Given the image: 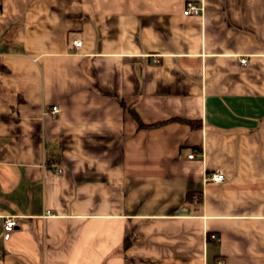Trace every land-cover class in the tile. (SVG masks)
Wrapping results in <instances>:
<instances>
[{"label": "crops", "instance_id": "obj_1", "mask_svg": "<svg viewBox=\"0 0 264 264\" xmlns=\"http://www.w3.org/2000/svg\"><path fill=\"white\" fill-rule=\"evenodd\" d=\"M218 260L264 264V0H0V264Z\"/></svg>", "mask_w": 264, "mask_h": 264}, {"label": "built area", "instance_id": "obj_2", "mask_svg": "<svg viewBox=\"0 0 264 264\" xmlns=\"http://www.w3.org/2000/svg\"><path fill=\"white\" fill-rule=\"evenodd\" d=\"M201 13H202V7L196 5L192 2H188L185 6L184 11H183V14L185 16L200 15ZM80 46H81L80 40H73L72 41V47L74 49H78ZM245 62L246 61L244 58L240 60L241 64H245ZM50 111L53 115H55L58 111V106H56V105L51 106ZM193 156H194L193 152H190L189 154H187L188 158H192ZM55 168H56V171L58 173H60L62 171V168L60 166H56ZM207 179L211 182L219 183V182L223 181L224 175H223L221 170L217 169V170H214L213 172H211L208 175ZM18 218H19V215H6V216H4L3 221H2L3 238L7 239L10 236V233L14 229L16 221ZM209 237L214 238L215 235L210 234ZM218 264H224V263L221 262L220 260H218Z\"/></svg>", "mask_w": 264, "mask_h": 264}]
</instances>
